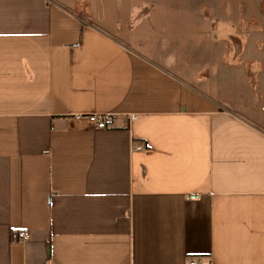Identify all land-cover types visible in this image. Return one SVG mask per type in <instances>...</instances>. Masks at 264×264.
<instances>
[{"label":"crops","instance_id":"0c3cea01","mask_svg":"<svg viewBox=\"0 0 264 264\" xmlns=\"http://www.w3.org/2000/svg\"><path fill=\"white\" fill-rule=\"evenodd\" d=\"M130 1L0 0V264H264V116Z\"/></svg>","mask_w":264,"mask_h":264},{"label":"rangeland","instance_id":"374dc122","mask_svg":"<svg viewBox=\"0 0 264 264\" xmlns=\"http://www.w3.org/2000/svg\"><path fill=\"white\" fill-rule=\"evenodd\" d=\"M122 4L126 9L148 4L145 8L155 11L168 9L193 17L198 14L197 22L188 26L187 19L180 24L184 36L179 44L186 49L181 53L194 65L198 63L185 66V71L198 75L200 80L210 76V84L212 81L220 91L215 94L227 105L264 116V98H258L264 91V0H135ZM114 5L105 2L101 7ZM192 24L199 34L196 29H188ZM209 29L212 33L207 37L204 32ZM197 35L195 45L189 47Z\"/></svg>","mask_w":264,"mask_h":264},{"label":"built area","instance_id":"2783aa9c","mask_svg":"<svg viewBox=\"0 0 264 264\" xmlns=\"http://www.w3.org/2000/svg\"><path fill=\"white\" fill-rule=\"evenodd\" d=\"M85 118L88 120L90 125H92V127H94L97 130H105L111 128L114 119L112 115H98V114L88 115ZM130 119L134 120L136 119V116L131 115ZM135 149L137 151H141L144 149V147L142 145H137ZM18 235L22 239H27V232L25 230H21L20 232H18ZM193 264H201V261L197 260Z\"/></svg>","mask_w":264,"mask_h":264}]
</instances>
